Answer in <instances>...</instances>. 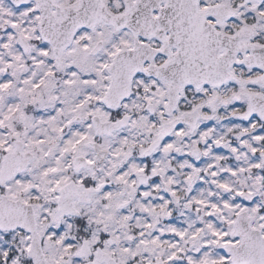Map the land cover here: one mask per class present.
<instances>
[{
  "label": "snow or ice",
  "instance_id": "obj_1",
  "mask_svg": "<svg viewBox=\"0 0 264 264\" xmlns=\"http://www.w3.org/2000/svg\"><path fill=\"white\" fill-rule=\"evenodd\" d=\"M0 264H264V0H0Z\"/></svg>",
  "mask_w": 264,
  "mask_h": 264
}]
</instances>
